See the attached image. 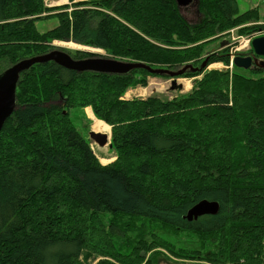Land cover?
<instances>
[{
  "label": "trees",
  "instance_id": "obj_1",
  "mask_svg": "<svg viewBox=\"0 0 264 264\" xmlns=\"http://www.w3.org/2000/svg\"><path fill=\"white\" fill-rule=\"evenodd\" d=\"M184 9L176 0L55 7L0 0V73L61 49L55 40H71L153 68L192 65L177 77L200 76L172 98H127L150 76H171L146 69L78 72L54 61L23 72L16 109L0 132V264H79L89 246L103 244L95 240L99 232L127 239L132 220L125 217L195 233L207 264H264V70H206L230 64L228 54L218 53L193 70L206 60L207 42L234 27L254 29L245 24L261 15L257 8L239 12L237 0H198V21ZM53 16L58 25L40 32L37 21ZM70 54L92 56L81 49ZM89 106L112 127L113 162L102 163L75 124L72 112L85 115ZM203 199L218 200V214L185 218ZM106 246L115 262L99 264H135L140 252L158 248L189 253L158 229H144L130 255Z\"/></svg>",
  "mask_w": 264,
  "mask_h": 264
},
{
  "label": "rangeland",
  "instance_id": "obj_2",
  "mask_svg": "<svg viewBox=\"0 0 264 264\" xmlns=\"http://www.w3.org/2000/svg\"><path fill=\"white\" fill-rule=\"evenodd\" d=\"M81 1H90V0H68L66 3L62 4H51L52 0H45L46 5L48 7H55V6H63L65 4H70L73 6L75 3L81 2ZM239 5V12H244L246 10L257 8L260 12L261 18L257 21L248 22L245 25L252 26L255 25L254 29H250L246 31L245 33L238 32L239 27H234L226 32L225 35H220L216 38L211 39L209 42H207L206 46V54L203 56L204 59H206L207 56H212L213 54H228L229 57L232 59L233 56H236L238 54L243 55H249L252 51V40L255 37L264 36V0H237ZM198 2L196 3V10L192 11L190 9H187L184 11V13L188 16L189 20L191 21H198L201 16L197 9ZM71 10V9H69ZM59 11V10H57ZM49 13H56V11H52ZM48 13H43V16H45ZM59 23V18L57 16H53L50 18L45 19H39L37 21V28L40 32H45L55 26H57ZM238 28V29H237ZM233 30V31H232ZM72 42L77 45L75 46H69L67 43ZM53 44L57 48L66 49L69 53L74 52L77 49H86V50H94L99 52L100 54H103L105 56H110L106 51L101 50L97 47L82 45L74 41L69 40H55ZM230 59V64L226 65L224 62H214L210 65H208L206 70L209 69H218V70H233L234 63ZM207 61L204 60V62ZM203 62V63H204ZM202 63V64H203ZM201 64L198 66V68H201ZM182 67H178L176 70H180ZM200 76L196 77H166V76H150L149 83L146 86H138L135 89L129 90L125 97L127 98H133V97H148L153 94H160L164 98H172L178 93H184L189 91L193 85L194 81L198 79ZM79 109H75L72 112V116L74 117V121L76 126L78 127L79 131L84 136H89L90 130L93 128L96 131L104 132L112 136V127L105 122L104 120L98 119L92 108L89 106L85 108V115L82 113L77 114ZM91 140V139H90ZM92 146L94 151L96 152L97 156L99 157L100 161L104 164L113 162L116 159L115 152L112 149V143H111V137H110V143L107 144L104 147H100L98 144L92 141ZM110 216H106V219L104 220V223L107 224V222H111V219H109ZM132 220L131 225L129 226L130 230L128 229V236L127 239L124 238L123 240L114 239L110 240L108 235L105 233V231H101L98 234L95 235V240L103 243L102 245H99L97 247L89 246L86 249L87 254L85 256L80 257L79 264H99L102 259H108L113 262L114 259L111 257L109 250L111 248H108L107 242L111 245L113 250H119L125 255H130L132 250L133 244H138V240L141 239L142 233L144 229L146 231L148 230H157L159 232V235L168 240L169 242H172L175 246L174 248H182L185 250H188L184 253L185 256L175 255V253L170 251L167 248H158L154 250H147V252L142 253L143 256L139 257L134 262L142 261L141 264H146L150 257L154 258L155 264H207L208 262L204 259H202V255L199 251V249H202L203 252H205L206 248L203 249V245L201 243V239L197 237V235L190 231H180L175 232L169 228L164 227H154L149 224H144L143 222L139 220L130 219L128 217H125L122 221ZM94 238V237H93ZM148 238H151L149 236ZM106 244H105V241ZM105 244V245H104ZM209 244V243H208ZM208 247V246H207ZM156 252V255L154 253ZM155 256V257H154ZM201 256V257H200ZM135 263V264H136Z\"/></svg>",
  "mask_w": 264,
  "mask_h": 264
},
{
  "label": "water",
  "instance_id": "obj_3",
  "mask_svg": "<svg viewBox=\"0 0 264 264\" xmlns=\"http://www.w3.org/2000/svg\"><path fill=\"white\" fill-rule=\"evenodd\" d=\"M176 2L179 7L184 8L192 3H197L198 0H176ZM252 49L254 56L238 54L234 58V65L244 69L264 70V61H258V56L264 57V36L255 37L252 40ZM82 50L91 54L99 53L92 50ZM49 61H54L65 68L78 72L92 71L108 74H126L135 69H146L154 74H167L171 77H177L186 72L187 69L192 68V65H186L180 70L153 68L144 62L117 59L105 55L77 59L68 51L62 49H54L44 54L24 58L0 73V132L8 118L16 109V91L22 73L32 68L35 64L46 63ZM206 66L207 61L202 64L201 68H193V70H201ZM110 137L111 135L96 131L93 128L89 132V138L100 147L109 144ZM219 210L220 203L218 200L203 199L189 209L185 218L192 221L206 214L216 215Z\"/></svg>",
  "mask_w": 264,
  "mask_h": 264
},
{
  "label": "flooded vegetation",
  "instance_id": "obj_4",
  "mask_svg": "<svg viewBox=\"0 0 264 264\" xmlns=\"http://www.w3.org/2000/svg\"><path fill=\"white\" fill-rule=\"evenodd\" d=\"M186 10L187 9H190V10H192V11H195L196 10V3H192L191 5H189V6H187V7H184ZM91 54V53H90ZM103 54H100V53H94V54H92V56H102ZM249 55H252V56H254V53L253 52H251ZM258 61L259 62H262V61H264V57L263 56H258Z\"/></svg>",
  "mask_w": 264,
  "mask_h": 264
},
{
  "label": "bare ground",
  "instance_id": "obj_5",
  "mask_svg": "<svg viewBox=\"0 0 264 264\" xmlns=\"http://www.w3.org/2000/svg\"><path fill=\"white\" fill-rule=\"evenodd\" d=\"M53 2L51 4L53 5H56V4H62V3H66L68 2V0H52ZM69 46H75V47H78L79 45L75 44V43H72V42H69L67 43ZM80 47V46H79ZM94 51V50H93Z\"/></svg>",
  "mask_w": 264,
  "mask_h": 264
},
{
  "label": "built area",
  "instance_id": "obj_6",
  "mask_svg": "<svg viewBox=\"0 0 264 264\" xmlns=\"http://www.w3.org/2000/svg\"><path fill=\"white\" fill-rule=\"evenodd\" d=\"M232 31H233V30H232ZM234 58H235V56H233V57H232V59L230 58V59H231V61H232L233 63H234Z\"/></svg>",
  "mask_w": 264,
  "mask_h": 264
}]
</instances>
